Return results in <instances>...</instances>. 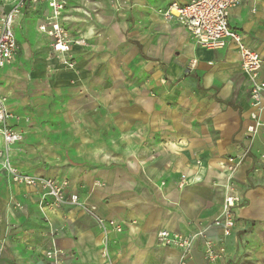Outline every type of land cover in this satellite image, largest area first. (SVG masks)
I'll use <instances>...</instances> for the list:
<instances>
[{
  "label": "crops",
  "instance_id": "1",
  "mask_svg": "<svg viewBox=\"0 0 264 264\" xmlns=\"http://www.w3.org/2000/svg\"><path fill=\"white\" fill-rule=\"evenodd\" d=\"M65 1L62 22L85 43L52 53L38 29L50 8L28 5L0 93L23 134L10 147L12 163L66 180L85 205L42 208L46 189L13 181L1 157L0 264H51L45 251L55 245L67 264H180L182 250L158 233L197 229L226 251L211 263L200 239L186 264H264V95L257 110L236 45L201 47L165 18L171 3L189 0ZM229 23L264 58V0H243ZM255 111L261 123L250 134ZM230 157H242L233 177ZM228 185L241 204L225 236L213 222ZM100 218L122 231L105 232Z\"/></svg>",
  "mask_w": 264,
  "mask_h": 264
},
{
  "label": "built area",
  "instance_id": "2",
  "mask_svg": "<svg viewBox=\"0 0 264 264\" xmlns=\"http://www.w3.org/2000/svg\"><path fill=\"white\" fill-rule=\"evenodd\" d=\"M43 2L48 4L51 12L45 20L38 24V29L49 37L52 53L67 54L73 44L78 41L71 36L62 22L63 10L66 6L65 0H0V69L14 61L18 50L19 45L15 33L16 20L24 13L28 5L36 6ZM242 2L243 0H189L184 4L173 2L164 11V16L168 20L177 19L191 34L196 44L201 47L217 50L233 42L240 54L241 68L250 78L252 102L257 110H260L264 95V80L260 79L259 72L264 68V58L258 51L247 46L243 35L232 28L229 23L230 10ZM13 118L14 114L9 108L7 97L0 93V142L2 141L5 147V150L0 147V156L4 158L2 170H5L15 182L43 186L46 193L41 201L42 208L45 206L53 208L65 204L84 206L85 203L77 193L67 192L66 180L59 181L54 178L29 175L21 172L12 163L8 150L11 145L23 138V134L13 127ZM252 119L254 123L247 127V132L250 134L256 132L261 123L257 111L252 113ZM229 161L230 164L227 165V168L230 177H233L242 157L239 160L230 157ZM233 190V185H228V192L224 196L222 215L213 222V225L223 229L225 236L232 233L236 225L233 210L241 204L240 196ZM47 197H50L51 200L47 201ZM100 223L105 232L108 231V226L114 227L117 231L123 229L122 225L113 219L100 218ZM158 239L162 244L175 245L182 250L180 264L187 263V256L200 239H204L205 256L211 263L224 257L226 251L224 247H217L206 229H197L189 234L160 230ZM103 255L109 258L107 242L104 245ZM45 256L51 264H67L65 261L66 251L56 245L47 249Z\"/></svg>",
  "mask_w": 264,
  "mask_h": 264
},
{
  "label": "rangeland",
  "instance_id": "3",
  "mask_svg": "<svg viewBox=\"0 0 264 264\" xmlns=\"http://www.w3.org/2000/svg\"><path fill=\"white\" fill-rule=\"evenodd\" d=\"M102 10H103V8H102ZM102 10H100V11H102ZM93 11V9H91V13H93L92 12ZM82 39V38H81ZM79 39L78 41H82V42H84L85 43V41H84V39ZM77 42V41H76ZM7 102H8V99H7ZM11 110V109H10ZM12 111V110H11ZM14 114V113H13ZM14 116H17V118H18V115H14ZM13 127L15 128V126L13 125ZM16 129V128H15ZM22 140H23V138H22ZM12 146V145H11ZM10 146V147H11ZM0 147H2L3 148V150H5V147H4V144H3V142L1 143L0 142ZM9 151H10V148H9V150H8V154L10 155V153H9ZM0 158H1V156H0Z\"/></svg>",
  "mask_w": 264,
  "mask_h": 264
}]
</instances>
